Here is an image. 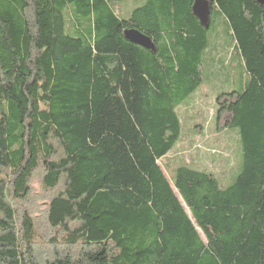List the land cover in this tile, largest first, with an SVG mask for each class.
Instances as JSON below:
<instances>
[{"label":"trees","instance_id":"trees-1","mask_svg":"<svg viewBox=\"0 0 264 264\" xmlns=\"http://www.w3.org/2000/svg\"><path fill=\"white\" fill-rule=\"evenodd\" d=\"M115 1L0 0V264H264V5L209 0L206 29L194 0H146L128 19ZM222 24L247 74L216 99L217 132L242 147L225 190L159 164ZM36 178L46 202L32 210Z\"/></svg>","mask_w":264,"mask_h":264},{"label":"rangeland","instance_id":"rangeland-1","mask_svg":"<svg viewBox=\"0 0 264 264\" xmlns=\"http://www.w3.org/2000/svg\"><path fill=\"white\" fill-rule=\"evenodd\" d=\"M145 3L146 0H117L112 3V7L120 19H128L134 10ZM65 15L68 28L72 30L74 17L71 6L67 8ZM67 32L69 33L68 29ZM210 35L214 44L209 49L211 56L204 65L205 82L196 94L177 109L182 122L183 139L170 156L159 164L168 176H171L179 164H187L214 175L220 188L225 190L241 173L242 147L237 130L217 132L214 118L216 99L220 94L242 91L247 74L243 62L234 53L227 27L223 24L213 27ZM32 187L28 206L32 210L44 207L45 194L39 179L34 180ZM187 212L190 214L188 209ZM41 218L43 216L39 219Z\"/></svg>","mask_w":264,"mask_h":264},{"label":"water","instance_id":"water-1","mask_svg":"<svg viewBox=\"0 0 264 264\" xmlns=\"http://www.w3.org/2000/svg\"><path fill=\"white\" fill-rule=\"evenodd\" d=\"M258 3L264 5V0H257ZM211 4L209 0H194L193 4V14L200 21L201 25L206 29L210 26V16H211ZM126 40L134 45L142 47L146 50L155 51L156 46L154 41L136 29H129L124 32ZM183 201L182 199H180Z\"/></svg>","mask_w":264,"mask_h":264},{"label":"crops","instance_id":"crops-1","mask_svg":"<svg viewBox=\"0 0 264 264\" xmlns=\"http://www.w3.org/2000/svg\"><path fill=\"white\" fill-rule=\"evenodd\" d=\"M183 135H184V134H183ZM183 135H182V137H181V139H180L179 143H180V142H181V140L183 139ZM179 143H178V144H179ZM178 144H177V145H178ZM176 148H177V147H176ZM170 154H171V153H170ZM170 154H169V155H168L166 158H168V157L170 156Z\"/></svg>","mask_w":264,"mask_h":264}]
</instances>
